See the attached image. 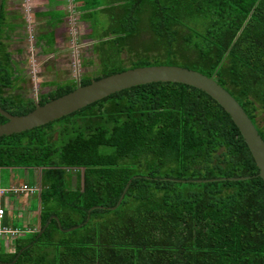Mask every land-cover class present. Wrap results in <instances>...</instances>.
<instances>
[{
    "label": "trees",
    "instance_id": "trees-1",
    "mask_svg": "<svg viewBox=\"0 0 264 264\" xmlns=\"http://www.w3.org/2000/svg\"><path fill=\"white\" fill-rule=\"evenodd\" d=\"M4 2L0 108L22 116L36 102L15 93L23 79L8 51ZM75 4L83 21L108 22L86 36L98 69L81 86L139 67L193 70L213 77L264 141V0ZM75 87L59 83L38 104ZM19 169L39 172L38 231L0 264H264V182L228 114L196 88L135 86L0 137V170Z\"/></svg>",
    "mask_w": 264,
    "mask_h": 264
},
{
    "label": "water",
    "instance_id": "water-1",
    "mask_svg": "<svg viewBox=\"0 0 264 264\" xmlns=\"http://www.w3.org/2000/svg\"><path fill=\"white\" fill-rule=\"evenodd\" d=\"M3 0H0V10ZM70 93L39 105L26 115L14 116L0 108V115L7 121L0 124V137L19 134L59 120L112 94L135 86L157 82H170L196 88L212 98L228 114L246 144L258 169V177L264 182V141L237 101L213 77L177 66H147L129 69L80 85ZM247 178L229 179L246 180ZM114 210V208H110ZM76 227L70 229L73 230Z\"/></svg>",
    "mask_w": 264,
    "mask_h": 264
},
{
    "label": "crops",
    "instance_id": "crops-1",
    "mask_svg": "<svg viewBox=\"0 0 264 264\" xmlns=\"http://www.w3.org/2000/svg\"><path fill=\"white\" fill-rule=\"evenodd\" d=\"M77 9L78 6L75 4V0H5L6 23L10 26L9 31L6 33L7 38H9L7 42L8 51L11 52L12 56L13 52L17 55L22 53L19 48L11 51L10 47H12L14 40H17L20 31L25 27V21L28 24L33 23L34 27L31 34L33 33L32 35L35 36L40 47L52 49L53 46L49 47L44 40H47V37L52 35L55 44L58 35L56 31H60L59 37L63 39L65 36L63 32L69 29V36L72 38L73 32L71 33V28L75 19L73 16H77V21L86 22L81 18V10L80 13H74ZM60 24H64L65 28H57ZM17 59H20V57L17 56ZM12 61L18 71V75L21 76V72L18 69L19 62L13 60V58ZM42 83L47 87H54L59 84L52 81H43ZM17 179L19 180L17 185L9 186L6 178L3 179L1 177L0 170V190L7 191L0 196V210L2 211L0 218V254L12 253L17 239H22L26 235L38 231L37 194L39 187L36 188L35 185L28 183V180L21 178L20 175H18ZM13 189H16L17 192H12L11 190Z\"/></svg>",
    "mask_w": 264,
    "mask_h": 264
},
{
    "label": "rangeland",
    "instance_id": "rangeland-1",
    "mask_svg": "<svg viewBox=\"0 0 264 264\" xmlns=\"http://www.w3.org/2000/svg\"><path fill=\"white\" fill-rule=\"evenodd\" d=\"M80 12V9L74 11L75 14ZM74 17V23L71 28L73 37L71 38V36H69V29L63 32V34H65L63 39L59 37L60 31L55 30L58 35L52 49L40 47L35 36L32 35L33 33L31 34L34 27L33 23L28 24L27 21L24 22L25 27L20 31L17 40H14L12 47H10L11 51L16 48L22 50L20 55L13 52L12 56L13 60L19 62L18 69L23 79V81L18 83L19 87L15 90V93L21 94L24 98L38 101L40 95L46 94L54 88L44 86L42 83L43 81H52L56 84L69 83L71 80L75 81L76 78L81 79L82 76L90 75L97 71L98 61L92 50L95 41L93 39H88L86 36L91 32L94 24L97 27H95V31L97 33L102 32L108 25V22L104 20L106 17L101 18L98 14V25L96 23L92 25V22L90 23L89 21H77V16L74 15L73 18ZM60 27L65 28L64 24L57 26V28ZM28 31L30 34H28ZM48 38L49 37H47V40ZM47 40H44L46 44ZM97 42L98 41H96V43ZM17 56L20 57L21 60L17 59ZM89 61L93 62V64H88ZM258 121L260 124L264 122V112L259 114ZM18 175L28 180V183L35 185L36 188L39 187V175L37 170L34 172L24 171L22 169L10 171L1 170V177H3V179L6 178L9 186L17 185V182H19L17 179Z\"/></svg>",
    "mask_w": 264,
    "mask_h": 264
},
{
    "label": "built area",
    "instance_id": "built-area-1",
    "mask_svg": "<svg viewBox=\"0 0 264 264\" xmlns=\"http://www.w3.org/2000/svg\"><path fill=\"white\" fill-rule=\"evenodd\" d=\"M12 192H17V190L16 189H13V190H11ZM7 191L6 190H0V196L1 195H3L4 193H6ZM1 216H2V211L0 210V218H1Z\"/></svg>",
    "mask_w": 264,
    "mask_h": 264
},
{
    "label": "flooded vegetation",
    "instance_id": "flooded-vegetation-1",
    "mask_svg": "<svg viewBox=\"0 0 264 264\" xmlns=\"http://www.w3.org/2000/svg\"><path fill=\"white\" fill-rule=\"evenodd\" d=\"M54 89V88H53ZM51 91V90H50Z\"/></svg>",
    "mask_w": 264,
    "mask_h": 264
}]
</instances>
